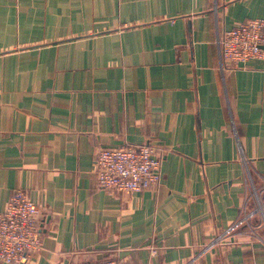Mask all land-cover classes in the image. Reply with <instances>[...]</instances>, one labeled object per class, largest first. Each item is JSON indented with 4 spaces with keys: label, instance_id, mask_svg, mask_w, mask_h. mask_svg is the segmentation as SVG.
Returning <instances> with one entry per match:
<instances>
[{
    "label": "crops",
    "instance_id": "1",
    "mask_svg": "<svg viewBox=\"0 0 264 264\" xmlns=\"http://www.w3.org/2000/svg\"><path fill=\"white\" fill-rule=\"evenodd\" d=\"M256 17L264 0H0V211L21 189L46 213L26 264H264L243 220L264 213V61L221 71L217 45ZM143 143L156 187H98L97 147Z\"/></svg>",
    "mask_w": 264,
    "mask_h": 264
},
{
    "label": "built area",
    "instance_id": "2",
    "mask_svg": "<svg viewBox=\"0 0 264 264\" xmlns=\"http://www.w3.org/2000/svg\"><path fill=\"white\" fill-rule=\"evenodd\" d=\"M221 71L246 68L249 62L264 61V18H251L217 36ZM93 172L98 187L116 193H135L156 187L162 177L161 153L148 143L121 147H97ZM248 200V199H247ZM245 221L264 213L256 205L246 211ZM44 210L24 190L16 189L0 211V262L26 264L43 250ZM155 253V251H152ZM86 264H132L102 259Z\"/></svg>",
    "mask_w": 264,
    "mask_h": 264
}]
</instances>
